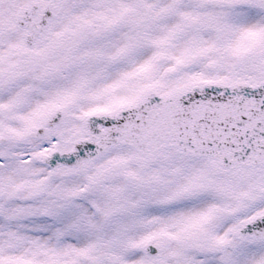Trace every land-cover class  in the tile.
Listing matches in <instances>:
<instances>
[{
	"label": "snow or ice",
	"instance_id": "obj_1",
	"mask_svg": "<svg viewBox=\"0 0 264 264\" xmlns=\"http://www.w3.org/2000/svg\"><path fill=\"white\" fill-rule=\"evenodd\" d=\"M0 264H264V0H0Z\"/></svg>",
	"mask_w": 264,
	"mask_h": 264
}]
</instances>
